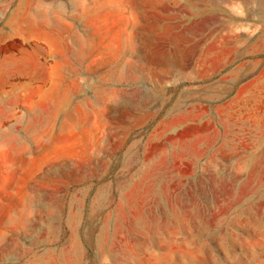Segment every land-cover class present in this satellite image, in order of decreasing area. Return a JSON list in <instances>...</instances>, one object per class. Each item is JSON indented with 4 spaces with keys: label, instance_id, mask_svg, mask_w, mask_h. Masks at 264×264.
Instances as JSON below:
<instances>
[{
    "label": "rangeland",
    "instance_id": "1",
    "mask_svg": "<svg viewBox=\"0 0 264 264\" xmlns=\"http://www.w3.org/2000/svg\"><path fill=\"white\" fill-rule=\"evenodd\" d=\"M0 264H264V0H0Z\"/></svg>",
    "mask_w": 264,
    "mask_h": 264
}]
</instances>
